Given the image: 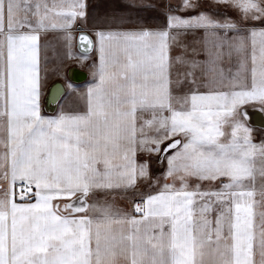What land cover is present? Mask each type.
I'll use <instances>...</instances> for the list:
<instances>
[{"label": "snow or ice", "instance_id": "obj_1", "mask_svg": "<svg viewBox=\"0 0 264 264\" xmlns=\"http://www.w3.org/2000/svg\"><path fill=\"white\" fill-rule=\"evenodd\" d=\"M150 6L0 0V264H264V0Z\"/></svg>", "mask_w": 264, "mask_h": 264}, {"label": "crops", "instance_id": "obj_2", "mask_svg": "<svg viewBox=\"0 0 264 264\" xmlns=\"http://www.w3.org/2000/svg\"><path fill=\"white\" fill-rule=\"evenodd\" d=\"M122 1L127 3V0H88V5H89L88 19L86 22L81 21L80 26L83 27L85 29V31H87L89 34H91L92 31H94V29L96 27L102 26L103 18L106 15L110 14L114 8L124 6L122 4ZM134 11H135V14H138L141 18H143L145 20H149V21L151 20V17L154 15V14H151V17H150V15L148 13V7L139 8V9H136ZM158 15H159V13H156V16H158ZM76 35H77V33H76ZM52 47L56 48L54 41H53ZM58 51L60 53V56L64 55L63 49H58ZM49 59H50V61H52V63H50V65H49L50 69H52V68H54L55 62L57 60L56 53L53 51H50ZM69 69L71 70L72 80H73V78L79 80V81L73 80L74 82H77V83H80L83 85V84H86L88 82V80L90 79L87 62H85L84 64H78L75 59L70 60V59L64 58L62 61L61 69H60L61 74H56L54 72V74L51 76V78L49 80V84H53L55 82H60L63 85L64 80H63L62 73L67 72ZM64 91H66V89H64ZM65 103L68 105L75 104L76 103L75 94L70 96L65 101ZM249 111H251V113L253 112L251 109ZM254 126L255 127L259 126L258 128L264 127V125H260V124H254Z\"/></svg>", "mask_w": 264, "mask_h": 264}, {"label": "rangeland", "instance_id": "obj_3", "mask_svg": "<svg viewBox=\"0 0 264 264\" xmlns=\"http://www.w3.org/2000/svg\"><path fill=\"white\" fill-rule=\"evenodd\" d=\"M137 2L139 3L140 0H137ZM143 2L145 4H149L151 5L150 7H148V13L151 17V14H154L152 17H155L156 16V13H159V9H157L155 7L156 4H160V3H164V4H167L168 3V0H143ZM122 4L125 6L126 5V2L122 1ZM151 17V18H152ZM256 126V125H255ZM259 127V126H258ZM257 127V128H258ZM117 202L121 205V206H128L127 204V201L126 200H122L120 199L119 197H117Z\"/></svg>", "mask_w": 264, "mask_h": 264}, {"label": "water", "instance_id": "obj_4", "mask_svg": "<svg viewBox=\"0 0 264 264\" xmlns=\"http://www.w3.org/2000/svg\"><path fill=\"white\" fill-rule=\"evenodd\" d=\"M78 35H79V33H77V36ZM73 80L74 81H79L78 79H75V78H73ZM56 83H60V82H55L53 84H56ZM251 119H252L253 123L255 122L256 124H260V125L264 124V115L260 114L258 111H255V112L251 113Z\"/></svg>", "mask_w": 264, "mask_h": 264}, {"label": "bare ground", "instance_id": "obj_5", "mask_svg": "<svg viewBox=\"0 0 264 264\" xmlns=\"http://www.w3.org/2000/svg\"><path fill=\"white\" fill-rule=\"evenodd\" d=\"M253 112H255V111H253ZM250 113H251V111H250ZM253 124H256V123H253ZM262 125H264V124H262Z\"/></svg>", "mask_w": 264, "mask_h": 264}]
</instances>
